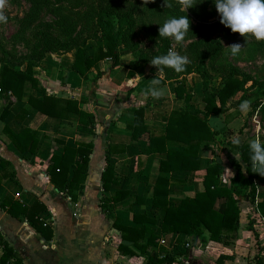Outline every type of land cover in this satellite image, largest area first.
<instances>
[{
  "label": "crops",
  "instance_id": "crops-1",
  "mask_svg": "<svg viewBox=\"0 0 264 264\" xmlns=\"http://www.w3.org/2000/svg\"><path fill=\"white\" fill-rule=\"evenodd\" d=\"M127 54V51H122L119 56ZM130 61L121 58L120 65L115 68H110L108 63L98 64L103 74L96 83L84 81L70 70L73 52L47 54L34 63L32 73L39 80L37 86L44 89L45 95L78 102V108L91 115L92 135L76 131L78 116L75 114H70L66 120H59L36 111L27 103L29 95L41 96L35 90L26 92L21 100H16L9 92L0 93V116L7 105L6 99H9L7 115L3 120L0 118V204L7 199L24 207L41 203L46 210L39 214V218L52 233L51 238L46 240L28 225L24 217H11L0 208V242L12 250L21 264H146L148 253H141L134 246H128L133 256L118 251L121 238L112 225L115 219H119L123 225L134 227L133 215L145 214L155 220L156 224L151 228L160 236L159 223L163 211L151 206L157 177L169 179V191L165 198L177 203L203 190L206 168L214 162L218 163L216 157L224 168L220 177L222 187H229L236 164L244 168L236 151L229 147L221 150L223 142L240 146L249 141L244 124L237 132L230 129V133H225L231 125L228 120L229 105L224 114L208 120L219 135L214 141L200 143L197 153L199 169L161 173L159 164L166 160V153L147 154L145 150L150 138L165 135L167 125L164 117L172 112L185 111L190 116L202 118L196 113L203 111L202 95L196 103L192 91L193 74L187 75L184 79L186 89L193 96L185 105L175 98L176 83L173 80L163 81V76L159 74L157 79L163 81L161 86L166 90L165 95L158 99L147 96L145 93L151 86L153 75ZM235 105L238 108L236 102ZM139 108H143L146 132L133 141L128 127L133 124L134 112ZM23 130L35 134L36 145L30 150L29 143L25 151L20 152L12 135ZM256 131L261 133L256 134L255 139L264 143V129L259 127ZM76 143H91L93 149L89 155L86 179L72 198L55 192L47 169L51 156H60L64 145L76 146ZM164 147L165 151H181L186 145L170 139L165 141ZM108 153L115 160V184L108 191H103L100 178ZM254 183L255 200L261 202L264 200V184L257 180ZM117 191L128 195L112 204L111 199ZM104 203L108 204L106 210L101 208ZM225 204V200H218L215 209L223 212ZM238 207L239 227L233 234L222 236L221 242L209 241L205 229L201 227V239L191 244L181 234H170L160 236L158 246H151L149 251L162 254L158 247L164 248L168 253L164 264H218L220 257V264H264V220L248 201L238 199Z\"/></svg>",
  "mask_w": 264,
  "mask_h": 264
},
{
  "label": "trees",
  "instance_id": "trees-1",
  "mask_svg": "<svg viewBox=\"0 0 264 264\" xmlns=\"http://www.w3.org/2000/svg\"><path fill=\"white\" fill-rule=\"evenodd\" d=\"M21 1L27 4V10L18 20L17 30L9 40L15 45L25 44L28 51L23 60L17 64L12 61L14 57H10V53L5 54L8 58L0 61L2 65L0 93L9 92L16 100H21L26 92L35 90L41 96L29 95L27 103L36 111L59 120H66L70 114H75L78 116L76 131L92 135L91 115L81 111L78 108V102L45 95L44 89L37 86L39 80L32 73L34 63L42 60L46 54L53 53L55 49L63 53L73 52L70 70L82 80L96 83L103 74V70L98 68V63L109 61V67L115 68L120 65L119 54L122 51L131 53L133 56L131 63L146 62V55L139 49L138 42L131 37L137 23L133 11L130 8L118 9L110 5L96 7L91 1L86 6L85 2L88 0ZM81 7L85 8L82 13L79 11ZM145 11L148 25L151 27L154 23L158 27L159 23H164L170 17L186 15L189 21L193 16L198 17L193 7L183 11L177 0H147ZM155 28L152 27V32H157ZM205 30H207L206 26L197 25L189 31L193 39H197L187 46L189 53L184 71L175 72L171 68L159 66L163 81L173 80L176 83L175 98L183 101L185 105H188L193 95L187 91L184 79L189 74L197 75L200 78L201 100L204 103L203 111H196L197 114L202 115V118L190 116L185 111L172 112L164 117L167 125L165 135L150 138L149 146L145 150L147 154L166 153V160L159 164L161 173L191 172L199 169L200 159L197 153L200 143L214 141L219 135V132L209 125V118L224 114L229 109L230 101L234 100L237 94H240L236 99L238 106L241 101L250 100L253 108L260 109L264 116V81L252 78L237 68L229 67L228 72L221 78L220 86L210 85L209 71H216L214 68L220 56L221 45L217 40L201 38V33ZM157 36L160 46L155 54L162 56L170 50V42L167 37H159V34ZM88 40L94 41L90 55L86 51ZM208 52H210L209 55ZM23 66L24 68H21ZM249 82L250 85H247ZM5 102L7 105L1 113V120L8 112L9 99ZM128 129L131 131L133 141H137L146 132L143 108L135 110L134 122ZM230 131L227 129L225 133ZM12 139L20 152H24L29 143L30 150L36 145L35 134L27 130L12 135ZM170 139L180 141L186 147L181 151H165L164 143ZM226 147L236 151L240 162L244 164V168L239 164L235 165V174L229 187L221 186L220 177L224 168L221 163L216 162L206 168L202 180L203 190L192 198H184L177 203L165 198L169 191V179L162 176L156 178L151 206L163 211V217L159 223L161 237L181 234L191 244L201 239V227H203L209 241L221 242L222 236L233 234L239 227L238 199L246 200L254 205L264 220V200L256 202L254 183L257 180L264 184V176L255 173V169L251 167L248 143L238 146L223 142L221 150ZM92 149L91 143H76V146L64 145L60 156L50 157L47 175L55 192L74 197L73 193L79 190L86 179ZM104 162L100 181L102 190L108 191L115 184V160L108 153ZM127 195L123 191H117L111 203H118ZM221 199L226 201L225 209L223 212H218L215 205ZM107 206L108 204H102V210H106ZM0 208L11 217H24L28 225L41 237L46 240L51 238V230L43 226L39 218V214L46 210L41 203L35 202L31 207H24L18 202L7 199L0 204ZM132 220L134 227L123 225L119 219L113 222L112 226L119 232L121 238L118 251L123 255L133 256V251L128 248L131 245L141 253H148L146 264H164V259L168 256L164 248L158 247L163 255L162 258H158L155 252L149 251L151 246H158L157 240L160 237L151 228L156 224L155 220L145 214H134ZM249 229L256 239L251 226ZM146 235L148 237L143 244ZM0 243L4 249L0 264H21L12 250L4 242ZM176 256L175 252L174 257ZM221 261L222 257L217 260V263L220 264Z\"/></svg>",
  "mask_w": 264,
  "mask_h": 264
},
{
  "label": "rangeland",
  "instance_id": "rangeland-1",
  "mask_svg": "<svg viewBox=\"0 0 264 264\" xmlns=\"http://www.w3.org/2000/svg\"><path fill=\"white\" fill-rule=\"evenodd\" d=\"M93 2L96 7L102 6H115L118 9L130 8L137 20L135 29L132 33V39L137 41L139 44V49L147 57L146 62L131 63L133 61V56L128 52V56H120L119 59L131 60L130 63L137 65V68H143L148 71L153 78H157V75H162V72L159 70V66H153L150 64V60L156 56V52L159 49L160 43L158 36L159 26L163 23H159L158 27L154 23L152 27H156L157 32H152V27L148 25L147 15L145 11V3L147 0H88L85 2L86 6L89 5V2ZM180 3L181 9L186 11L184 7L185 0H177ZM191 6L198 13V17H191L189 21V31L196 27L197 25H204L207 27L205 32L201 33V38H208L217 40L220 45V56L216 62V71H209L211 77L210 85L212 87H218L221 85V78L228 72L229 67H234L240 70L243 73L248 74L250 77L255 78L260 81H264V41H256L249 34L246 38L241 36L239 33H233L230 29L224 27L220 23V17L215 9L213 0H191ZM27 10V4L21 0H3V3L0 4V15L6 17V22L0 23V61L6 59V53H10V57L13 56L12 60L14 64H17L20 60L22 61L25 54L28 51V47L25 44L15 45L11 42L10 37L15 33L18 26V20ZM85 10L84 7L80 8L82 13ZM48 18V17H46ZM155 25V26H154ZM186 31L185 36L182 41L177 42L172 37H167L170 42V50L177 52L180 55L185 56L188 59V50L187 46L190 42L195 41L191 36L192 34ZM157 33V34H155ZM92 35V32H90ZM234 43H239L243 47L239 54L235 57L230 56L229 49L226 48ZM94 45L93 40H88L86 43L87 54H91L92 47ZM169 51V50H168ZM61 50H54L53 53L49 54H61ZM69 53V52H66ZM203 53V52H201ZM205 53V52H204ZM210 52H208L209 55ZM65 54V53H63ZM47 55V54H46ZM45 55V56H46ZM110 63L109 61H101L100 63ZM193 95L194 101L198 103L201 97V82L200 78L193 74ZM250 85V82L247 84ZM239 97V94L235 96ZM236 98L230 101L229 105L230 112L228 115V120L231 130L239 131L241 126L244 124L247 129L248 140L255 139L256 134L260 127L264 129V116L260 109L253 108L250 104V109L246 113H242L238 110L235 105ZM233 109V110H232ZM240 116L237 120L235 117ZM227 116L225 117V121ZM235 120V121H234ZM233 121V122H232ZM232 122V123H231ZM170 253V252H169Z\"/></svg>",
  "mask_w": 264,
  "mask_h": 264
},
{
  "label": "clouds",
  "instance_id": "clouds-1",
  "mask_svg": "<svg viewBox=\"0 0 264 264\" xmlns=\"http://www.w3.org/2000/svg\"><path fill=\"white\" fill-rule=\"evenodd\" d=\"M3 0H0V4ZM215 9L220 17V23L246 38L249 34L256 41H264V0H213ZM185 9L191 8V0H185ZM6 22V17L0 15V23ZM189 31V19L186 15L170 17L159 26V37H172L175 41H182ZM229 54L235 57L243 48L241 44L234 43L228 47ZM153 66H164L171 68L175 72L185 70L187 58L175 51L169 50L167 54L153 57L150 61ZM166 90L161 86V81L156 77L151 79V86L145 95L154 99L165 95ZM250 100H243L238 106V110L246 113L250 109ZM238 143V141L236 142ZM251 167L255 173L264 176V143L258 138L248 141Z\"/></svg>",
  "mask_w": 264,
  "mask_h": 264
},
{
  "label": "built area",
  "instance_id": "built-area-1",
  "mask_svg": "<svg viewBox=\"0 0 264 264\" xmlns=\"http://www.w3.org/2000/svg\"><path fill=\"white\" fill-rule=\"evenodd\" d=\"M46 225V223H43V226H45ZM188 247V246H187ZM189 247H190V245H189ZM182 252L184 253L185 251L184 250H182ZM2 253H3V245L0 243V255H2ZM156 254H158V258H162L163 257V255L162 254H159V253H156ZM168 257V256H167ZM167 257L164 259V261H167Z\"/></svg>",
  "mask_w": 264,
  "mask_h": 264
},
{
  "label": "water",
  "instance_id": "water-1",
  "mask_svg": "<svg viewBox=\"0 0 264 264\" xmlns=\"http://www.w3.org/2000/svg\"><path fill=\"white\" fill-rule=\"evenodd\" d=\"M216 161L219 163V158L218 157H216Z\"/></svg>",
  "mask_w": 264,
  "mask_h": 264
}]
</instances>
